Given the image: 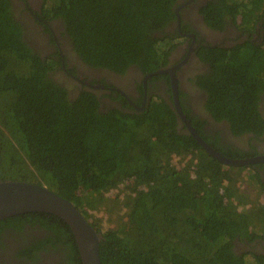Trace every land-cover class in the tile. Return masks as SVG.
<instances>
[{"label":"trees","instance_id":"1","mask_svg":"<svg viewBox=\"0 0 264 264\" xmlns=\"http://www.w3.org/2000/svg\"><path fill=\"white\" fill-rule=\"evenodd\" d=\"M174 1L43 0L41 10L62 21L91 66L151 73L174 42L164 33ZM206 14L209 23L229 14L247 29L263 20L264 29V0L210 2ZM23 34L11 2L0 0V179L43 185L73 203L103 236L101 264H263L262 256L233 250L235 239L264 238L259 175L221 164L179 133L159 96L140 113L100 110L86 91L69 99L49 74L57 61L42 60ZM209 55L212 71L201 77L209 112L235 134L260 133L264 38ZM30 213L65 232L69 259L81 264L68 225Z\"/></svg>","mask_w":264,"mask_h":264},{"label":"flooded vegetation","instance_id":"2","mask_svg":"<svg viewBox=\"0 0 264 264\" xmlns=\"http://www.w3.org/2000/svg\"><path fill=\"white\" fill-rule=\"evenodd\" d=\"M9 1L15 19L24 27V41L42 60L52 58L57 61L49 74L65 87L69 99L86 91L97 97L100 110L117 108L123 112L140 113L151 97L159 96L176 116L178 132L192 137L177 113L171 87L174 77L178 90L177 105L196 134L220 154L248 162L245 168L264 181V161L257 160L264 156V127L260 133L244 131L235 134L227 119L209 112L207 93L201 81L205 73L212 71L211 52L231 50L245 42L259 45L264 38L263 20L250 29L234 22L229 14H224L220 23H209L206 17L208 6L210 2L220 0H175V18L164 29L174 42L157 73L151 72L159 76L153 78L135 65L123 72L91 66L74 50L62 21L47 19L42 10L35 9L38 5L41 8L38 0ZM164 70L167 72L158 73ZM258 104L264 120V95ZM44 219L33 213H22L0 220V264H73L64 244L66 233L57 232L50 220ZM233 250L238 255L262 256L264 264V238L253 241L235 239Z\"/></svg>","mask_w":264,"mask_h":264},{"label":"water","instance_id":"3","mask_svg":"<svg viewBox=\"0 0 264 264\" xmlns=\"http://www.w3.org/2000/svg\"><path fill=\"white\" fill-rule=\"evenodd\" d=\"M38 1L42 7L43 0ZM35 9H38V11L41 10L39 5ZM161 72H167V70L158 71V73ZM153 73H149V75H153ZM171 87L177 113L183 119L187 128H189L193 139L197 141L204 151L225 166L247 165L248 162L230 159L203 142L191 128L188 121L185 120L183 113L177 105L178 90L174 77H172ZM257 160L264 161V156ZM30 212L53 214L63 220L68 225L74 237L81 264H101L99 243L103 239V236L101 232L97 231L86 220L73 203L43 185L25 182L23 180L0 179V220Z\"/></svg>","mask_w":264,"mask_h":264},{"label":"rangeland","instance_id":"4","mask_svg":"<svg viewBox=\"0 0 264 264\" xmlns=\"http://www.w3.org/2000/svg\"><path fill=\"white\" fill-rule=\"evenodd\" d=\"M243 189H245V188H243Z\"/></svg>","mask_w":264,"mask_h":264}]
</instances>
